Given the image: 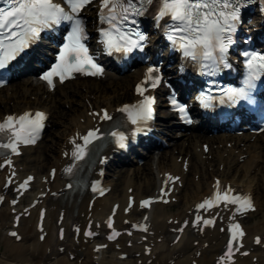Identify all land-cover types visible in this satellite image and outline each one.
Here are the masks:
<instances>
[{
    "label": "snow or ice",
    "instance_id": "snow-or-ice-1",
    "mask_svg": "<svg viewBox=\"0 0 264 264\" xmlns=\"http://www.w3.org/2000/svg\"><path fill=\"white\" fill-rule=\"evenodd\" d=\"M91 2L92 0H64L67 5L66 8L61 3H57L56 0H4V6H0V69L5 68L9 61L14 60L20 53L24 52L31 43L39 38L42 31L68 22L71 30L65 37L63 45L60 46L56 63L41 76V79L47 82L49 88H54L55 78H59L62 83L72 77L74 73L91 76L101 75L103 73L102 67L95 63L84 43L87 39V33L84 22L80 18L81 10ZM144 2L151 4L152 0H144ZM143 11V5L137 6V0H100L99 19L107 27H101L98 31L101 42L109 53H129L134 48L143 47L142 41L146 37L142 33L133 32L131 28H128L130 18L134 15H142ZM239 14L240 0H161L157 19L168 17L172 21L168 28V39L178 45L185 57L205 61L207 63L202 64V68L215 70L220 64L225 67L229 66L225 63V58L229 46L233 43V33L236 31V24L240 19ZM131 22L134 24L135 20ZM243 55L247 57L245 63L248 75L244 81V87L226 90L225 95L232 103L239 100H250L255 81L264 74V54L245 52ZM158 71L159 69L149 67L144 80L136 86L137 93L143 97L142 100L136 104H125L118 109V111L126 114L127 119L133 125L146 123L153 116L154 99L145 95V92L147 87L154 88L159 83L160 77L155 75ZM211 99L213 98L210 96L202 97L203 106L209 107ZM171 103L179 112H185V107L177 104L174 98ZM102 113V115L100 113H93L92 115L105 121L113 119L107 110H102ZM46 118V114L40 111L35 113L26 111L19 116H6L3 121H0V156L5 155V150L17 153L21 144L35 143L44 127ZM141 130L140 127L136 128V131ZM107 135L113 138L120 147H125L127 137L124 132L117 128ZM104 136L105 133H102L99 128H95L89 129L87 134L83 136L78 135V137L72 138L71 156L73 160H83L88 155L90 146ZM5 140L6 142H4ZM4 163L11 164V160L5 159ZM3 166L0 164V167ZM75 166L74 163L64 171L72 174ZM32 179V177H28L20 187H25ZM167 179L172 180L174 178L169 176ZM68 187H72V185H68ZM214 187L215 191L212 195L196 205L197 209L216 207L221 203L225 207L236 205V212L252 209V201L249 196L234 194V190L230 186L222 188L219 180ZM93 191H97L95 184ZM161 191L163 192V189ZM149 203V200L141 201V206H147ZM200 220L201 217L198 215L197 222ZM213 222V220H203L205 224H212ZM107 223L111 228V217ZM140 227L145 231L147 230L143 225ZM229 232L231 237L227 242L224 255L220 257L221 262L226 258H231L234 241H237L244 234L239 224H231ZM85 234L94 235L91 231ZM11 235L19 239L17 233L12 232ZM117 235L119 233L113 231L108 239H114ZM41 238L43 239V237ZM256 242L259 243L260 239L257 238ZM100 247L104 246L101 245Z\"/></svg>",
    "mask_w": 264,
    "mask_h": 264
},
{
    "label": "bare ground",
    "instance_id": "bare-ground-1",
    "mask_svg": "<svg viewBox=\"0 0 264 264\" xmlns=\"http://www.w3.org/2000/svg\"><path fill=\"white\" fill-rule=\"evenodd\" d=\"M138 78L136 72L127 73L120 78L109 77L104 82L94 78L87 77L85 79H75L66 81L63 85L56 87V93H47L44 90L42 82L23 78L20 81L8 84L6 87L0 88V117L5 112L22 111L28 108H41L50 113L51 128L48 130L46 137L38 143L36 148L28 156L27 168H34L37 172L43 171L48 165L57 161V150L63 143L64 137L71 132L75 126L84 127L91 124L90 118L86 115L89 104L95 107L107 106L113 109L116 105L124 100L132 98V85ZM3 90L5 92L3 93ZM10 91V95L8 94ZM46 94L43 98L42 95ZM34 98L31 100V96ZM69 103V109L65 110L63 105ZM163 106V105H162ZM165 114L164 109L159 108L158 118ZM84 118L85 122L81 123ZM160 124V123H158ZM54 127V128H53ZM249 135L244 136L247 139ZM235 146L231 149L226 147L210 148L208 153L196 152L195 147L201 140L199 137L188 136L178 141L176 146L171 148L177 149V155L173 152L169 155L162 152L156 161L159 171L172 170L180 172V165L176 161L179 154L189 156L191 165L189 171L199 173L198 181L193 180L191 174L183 175L185 184L182 190L177 194L178 201L176 204L169 203L167 205L155 204L152 208L151 217L159 225L160 229L165 228L164 221L170 217L179 214L183 209L187 208L196 199L209 191L211 176L220 175L224 181L229 180L232 185L242 189H249L254 193L255 202L258 206L255 216L252 217L253 223L247 225L249 235L256 231L264 229V141L256 138L252 143L246 145L245 148L238 146L239 138ZM188 141V145H185ZM217 143V141H214ZM224 143V141H222ZM28 147L27 150H30ZM235 149H239L235 153ZM227 152V158H223V153ZM240 154H247L246 158L240 162L238 157ZM206 156V157H205ZM151 155L148 161L139 165L131 162L129 168H120L109 172L110 175H118L117 179L108 178L107 182L112 185V190L104 197L108 204L114 199H119L121 203H125L126 189L133 186V193L137 197H143L152 193L157 185L155 170L151 166ZM27 159V157H26ZM167 160V163H164ZM155 162V160H153ZM212 162L224 163V168L220 171L217 167L212 171L206 168L212 165ZM176 205V208H172ZM66 207L67 214L70 212ZM7 208L0 207V227L7 220ZM49 233L42 243H36V233L33 228L26 226V221L19 226L24 238L19 242L0 235V264H77L76 260H69L67 255H57L51 259L47 255L45 248L47 245L54 244V227L52 222H46ZM30 236L29 239L26 237ZM197 239L193 238L192 240ZM219 241L217 234L211 236L206 235L200 241ZM188 238H183L173 245H168L167 240L156 243L154 252L157 254L155 261L150 264H166V260L170 258L171 250L177 248L181 256H179L174 264H186L189 262L188 255L193 251L190 244H187ZM71 243L69 247L71 248ZM209 249H213L214 245L209 244ZM140 249L136 247L133 251ZM78 257H82L80 264H91L90 251H77ZM104 264H135L136 258L120 261L111 254L103 256ZM143 258V257H141ZM205 261L207 259L203 258ZM248 262L249 259L247 260ZM145 264V263H143ZM254 264V263H253ZM257 264L261 263V257L257 259Z\"/></svg>",
    "mask_w": 264,
    "mask_h": 264
},
{
    "label": "rangeland",
    "instance_id": "rangeland-1",
    "mask_svg": "<svg viewBox=\"0 0 264 264\" xmlns=\"http://www.w3.org/2000/svg\"><path fill=\"white\" fill-rule=\"evenodd\" d=\"M32 99V98H31ZM68 104V103H67ZM69 105V104H68ZM64 109H66L67 110V108H66V105H64ZM48 132V131H47ZM130 166H126V167H123V168H129Z\"/></svg>",
    "mask_w": 264,
    "mask_h": 264
}]
</instances>
